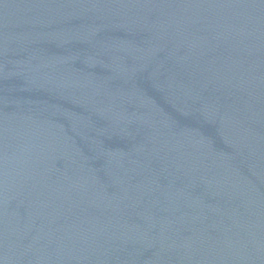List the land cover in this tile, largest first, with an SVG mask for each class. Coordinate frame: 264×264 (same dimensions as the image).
Segmentation results:
<instances>
[{
    "label": "water",
    "instance_id": "1",
    "mask_svg": "<svg viewBox=\"0 0 264 264\" xmlns=\"http://www.w3.org/2000/svg\"><path fill=\"white\" fill-rule=\"evenodd\" d=\"M0 264H244L134 194L0 83Z\"/></svg>",
    "mask_w": 264,
    "mask_h": 264
}]
</instances>
